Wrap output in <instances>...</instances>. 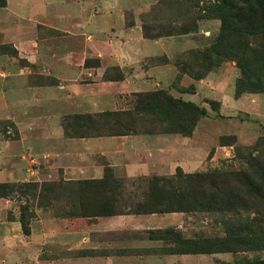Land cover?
<instances>
[{
	"label": "rangeland",
	"instance_id": "374dc122",
	"mask_svg": "<svg viewBox=\"0 0 264 264\" xmlns=\"http://www.w3.org/2000/svg\"><path fill=\"white\" fill-rule=\"evenodd\" d=\"M221 6L217 0H0L1 66L8 74L5 78L10 89V83L16 80L14 75H18L23 93L29 88L57 87L58 81L51 75L122 78L132 68L116 61V55L126 56L128 48L124 43L133 39L135 30L141 39L153 43L143 67L169 66L171 75H176L172 82L151 86L141 94L163 92L180 105H190L188 120L194 121L191 133L185 135L179 133V127H185L180 123L184 115L167 119L154 114L138 120L142 130L136 136L172 139L167 147V163L162 166L167 174L127 180L114 176L111 179L107 173L108 184L122 180V185H112L111 193H106L108 186L103 187L105 192L80 193L73 184L91 180L68 181L47 174L40 181L31 176L26 179L29 176L25 175L21 180L0 182L15 186L0 198L9 201L8 217L15 216L30 232L39 225V217L74 220L107 208L117 211L120 206L113 205L110 199L123 193L146 194L161 205L164 197H170L174 205L185 208L212 202L221 210L184 212V230L176 233L175 251L199 255L191 264H264L262 234L259 237L263 242L246 251L197 254L191 245L194 237H223L230 232V224L236 228L252 220L264 233V15L258 34L250 40V47L256 50L253 55L245 51L236 33L223 31ZM157 41L171 44H164V52L161 44H154ZM243 53H247L245 62ZM249 60L256 63V69L246 78L242 68ZM134 100L126 96L120 108L131 109ZM46 114L38 109L28 112V116L36 118V124ZM95 114L98 113L65 112L59 125L68 136L72 132L79 134V119ZM22 116L23 112L18 114L20 123ZM54 118L56 121L51 117ZM18 128L13 120L0 118V154L4 151L1 142L14 143L19 138ZM20 129L27 136L32 133L30 126ZM25 149L19 155L20 168L28 174L43 168L44 164L31 162L34 157ZM15 151L18 150L12 144V159L6 165L10 170L18 155ZM170 169H174L173 174L168 173ZM189 176H203L202 184L188 190ZM41 185L46 186L44 190ZM180 240L191 242L183 245ZM260 246L263 247L257 249ZM49 257L57 264L62 260L78 264L82 258L63 248Z\"/></svg>",
	"mask_w": 264,
	"mask_h": 264
},
{
	"label": "crops",
	"instance_id": "0c3cea01",
	"mask_svg": "<svg viewBox=\"0 0 264 264\" xmlns=\"http://www.w3.org/2000/svg\"><path fill=\"white\" fill-rule=\"evenodd\" d=\"M132 33L133 39L124 43L128 48L126 56L116 55V61L132 68L131 73L122 75L120 80L106 81L104 75H51L58 81L57 87L29 88L23 93L18 85V75H14L16 80L10 83L13 89L7 86L5 76L8 74L3 71L0 56V118L13 120L19 127V138L14 143L1 142L4 151L0 154V182L21 180L25 175L29 176L26 179L31 176L40 181L46 174L68 181L101 180L106 167L115 178L127 180L167 174L162 166L167 163L171 138L136 135L65 138L59 125L65 112L124 110L120 108V101H125L126 96L174 80L176 75H171L169 66L143 67L153 43L141 39L135 30ZM166 43L167 46L171 44L169 41L154 42L161 44L164 52ZM33 109L48 114L36 124V118L28 116ZM22 112L24 120L20 123L18 114ZM20 126H30V136L24 134ZM12 144L18 155L10 170L6 165L12 159ZM23 148L34 157L31 162L42 163L44 167L32 169L29 174L24 172L20 168L22 157H19L24 153ZM173 172L174 169H170L168 173ZM116 198L110 202L120 208L111 211L110 215H88L74 220L39 217V225L36 229L32 227L28 235L23 234L15 216L8 217L9 201L0 199V264H57L49 256L62 248L82 256L77 260L78 264H191L198 260L199 255L175 251L176 233L184 230V213L137 212L134 207L144 200L140 193H123ZM61 262L74 263L70 260Z\"/></svg>",
	"mask_w": 264,
	"mask_h": 264
},
{
	"label": "trees",
	"instance_id": "16d2710c",
	"mask_svg": "<svg viewBox=\"0 0 264 264\" xmlns=\"http://www.w3.org/2000/svg\"><path fill=\"white\" fill-rule=\"evenodd\" d=\"M220 1L222 6L220 9V16L222 20V29L223 31H228L229 33H236L237 37L241 39L243 43V47L245 51H250L253 55L256 54V50L251 48V38L255 37L258 34V29L261 27L260 20L261 16L264 15V4L263 0H217ZM247 53L242 54V61L245 62ZM256 69V63L254 61H248L247 65L242 68V75H253ZM105 76V75H104ZM103 76V78H104ZM106 77V76H105ZM105 80H120L117 79H107ZM255 80V79H253ZM134 101L132 103L133 107L128 110H118L113 112H102L95 115H86L82 116L79 121L81 123L82 132L79 134H75L72 132V136L67 135V131L64 128L63 134L66 138H99V137H111V136H127V135H136L137 132L142 130V127L136 123L138 120H144V116L149 115H157L162 116L164 118H171L172 115L185 116L184 118H180V123L185 125V127H179V133L189 135L191 133V129L193 127L194 121L188 120V114L191 113L188 106L179 102L168 98L163 92H153L146 94H135L133 95ZM202 114V113H200ZM139 117V119H138ZM189 123H188V122ZM189 124V127L188 125ZM109 170V171H108ZM107 173H110L111 179H115L113 177L112 171L110 168H105L104 176L101 180L95 181H85V182H75L73 186L76 188L77 192H105V188L107 187L106 193H111L114 191L112 185L121 184L122 180L111 181L108 184ZM203 176H189L187 177L186 184L187 189L189 190L192 185L202 184ZM213 177V176H210ZM218 178V177H217ZM160 181V180H159ZM162 182V181H160ZM37 184V183H32ZM55 185V184H53ZM118 185V186H119ZM34 188L38 187V185H33ZM32 187V185H31ZM46 186L41 185V189L44 190ZM15 188L14 184L11 183H0V198H4L7 194V191H12ZM146 194H142L144 200L141 203L136 204L134 209L137 212L142 213H170V212H187L186 210L198 211L204 210L207 213L212 212L213 210H221L219 206L213 204H195L192 207H181L179 205H174L170 200V197H164L162 203L164 205L153 202L154 197H151ZM155 200V199H154ZM216 203V202H215ZM110 208L104 209L101 212L93 213L96 214H105L110 215ZM21 230L24 235H28V231H26L23 227L21 221H19ZM260 224H262L259 221ZM225 225V224H223ZM263 225V224H262ZM236 226L229 225L230 232L223 237L217 236H200L199 238L194 237V241L184 240L182 244L185 245L187 242H191L193 248H195L194 253L197 254H213V253H232L237 251H246L251 249L255 243L261 244L263 240H260L259 235L261 233V229L259 228L258 222L256 220H252V222L248 224H241ZM262 236V237H263ZM263 246L257 247V249L262 248ZM187 252H183L186 254Z\"/></svg>",
	"mask_w": 264,
	"mask_h": 264
}]
</instances>
